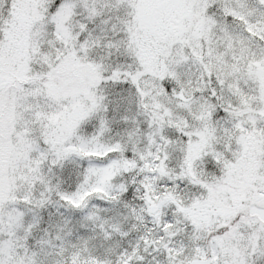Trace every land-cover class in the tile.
<instances>
[{"label": "snow or ice", "instance_id": "6c2138e0", "mask_svg": "<svg viewBox=\"0 0 264 264\" xmlns=\"http://www.w3.org/2000/svg\"><path fill=\"white\" fill-rule=\"evenodd\" d=\"M0 264H264V0H0Z\"/></svg>", "mask_w": 264, "mask_h": 264}]
</instances>
